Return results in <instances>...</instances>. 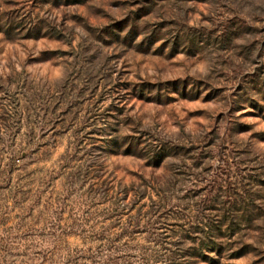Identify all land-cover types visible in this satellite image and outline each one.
<instances>
[{
    "label": "rangeland",
    "instance_id": "374dc122",
    "mask_svg": "<svg viewBox=\"0 0 264 264\" xmlns=\"http://www.w3.org/2000/svg\"><path fill=\"white\" fill-rule=\"evenodd\" d=\"M0 264H264V0H0Z\"/></svg>",
    "mask_w": 264,
    "mask_h": 264
}]
</instances>
